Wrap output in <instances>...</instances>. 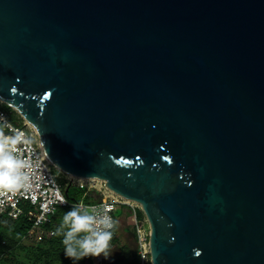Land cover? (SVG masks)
<instances>
[{"label": "water", "instance_id": "1", "mask_svg": "<svg viewBox=\"0 0 264 264\" xmlns=\"http://www.w3.org/2000/svg\"><path fill=\"white\" fill-rule=\"evenodd\" d=\"M0 103L151 264H264V0H0Z\"/></svg>", "mask_w": 264, "mask_h": 264}, {"label": "built area", "instance_id": "2", "mask_svg": "<svg viewBox=\"0 0 264 264\" xmlns=\"http://www.w3.org/2000/svg\"><path fill=\"white\" fill-rule=\"evenodd\" d=\"M9 112L0 109V129L3 135L14 137L17 143L16 155L23 159L28 167L25 169L31 177V188L27 191L21 189L16 192H0V218L9 217L19 219L24 214L25 206H29L37 212L32 229L25 237L29 240L42 242L48 236L54 235L46 230V225L58 207H68L72 203L65 196L62 186L59 184L50 160L45 155L35 130L26 121L20 124L14 123L9 118ZM70 185L80 189L97 191L101 195V201L89 206L95 208L98 214L107 213L114 221L118 210L122 207L130 209L131 221L136 232L137 250L140 264H151L150 228L145 216L140 217V205L127 200L111 190L103 181L93 179H79L66 176ZM5 243V242H4ZM97 264H104L103 256L95 258Z\"/></svg>", "mask_w": 264, "mask_h": 264}, {"label": "clouds", "instance_id": "3", "mask_svg": "<svg viewBox=\"0 0 264 264\" xmlns=\"http://www.w3.org/2000/svg\"><path fill=\"white\" fill-rule=\"evenodd\" d=\"M19 142L14 137L4 136L0 129V192L27 191L32 186L31 177L25 171L28 165L15 154L17 149L14 146ZM115 227L116 221L106 212L98 214L94 207L81 202L64 213L54 235L62 236L64 254L73 261L101 256L107 259L112 251Z\"/></svg>", "mask_w": 264, "mask_h": 264}, {"label": "trees", "instance_id": "4", "mask_svg": "<svg viewBox=\"0 0 264 264\" xmlns=\"http://www.w3.org/2000/svg\"><path fill=\"white\" fill-rule=\"evenodd\" d=\"M5 104L0 103V109L9 112ZM10 115H13L14 120L9 118L14 123H21V116L13 109L9 112ZM68 186H62V189L65 193V190L69 188L68 195L65 196L72 203H85V205H90L94 203L93 197L91 196L93 190L80 189L82 191L81 197L77 200L72 198L70 194L71 186L67 182ZM62 208H71L62 207ZM140 217H143L142 211H140ZM53 220L47 225V229L52 230L54 233L56 228L61 222H59L55 215ZM37 218V212L25 206L24 214L17 220H13L9 217L0 218V249L3 252L2 264H97L96 259L88 257L80 261H73L67 258L64 254V245L62 244V236L52 235L49 236L43 242L38 244L26 242L20 246V242L28 235L29 231L32 229L34 221ZM55 219V220H54ZM6 241L7 245L3 244V241ZM116 246L121 252L117 254V258H111L109 261L105 259L104 264H140L139 255L136 247L127 246L119 247L118 242H111L112 250ZM109 258V257H108Z\"/></svg>", "mask_w": 264, "mask_h": 264}, {"label": "crops", "instance_id": "5", "mask_svg": "<svg viewBox=\"0 0 264 264\" xmlns=\"http://www.w3.org/2000/svg\"><path fill=\"white\" fill-rule=\"evenodd\" d=\"M91 196L93 197L94 203L90 204V205H86V206H91L99 201H101V195L95 191L92 192ZM85 204V203H84ZM53 216L51 218V220H53ZM55 220V219H54ZM49 224V223H48ZM47 224V225H48ZM47 225H46V230L47 231H52L47 229ZM115 237L112 239L111 242H118L119 247H121V249L123 247H127V246H133L136 247V232H135V228L134 225L131 221V213H130V209L127 207H122L118 210L117 216H116V227H115ZM49 237V236H48ZM47 237V239H48ZM45 241V240H44ZM5 242V243H4ZM26 242L29 243H34V244H38L39 242H36L35 240H29L24 238L21 242H20V246ZM43 242V241H42ZM4 245H7L6 241H3ZM114 250L118 251V254L121 252L119 249L116 248V246H114ZM2 260H3V252L0 249V264H2ZM89 264V263H86Z\"/></svg>", "mask_w": 264, "mask_h": 264}, {"label": "rangeland", "instance_id": "6", "mask_svg": "<svg viewBox=\"0 0 264 264\" xmlns=\"http://www.w3.org/2000/svg\"><path fill=\"white\" fill-rule=\"evenodd\" d=\"M5 106V108L10 112V110L12 109V108H10L9 106H7V105H4ZM10 118L12 119V120H14V118L15 117H13V115H10ZM22 121H24L23 119H22ZM54 172H55V175H56V177H57V180H58V182H59V184L60 185H62V186H65L66 185V187L68 186V184H67V180H66V174H64L63 172H61V171H59V170H57V169H54ZM70 194H71V196H72V198H76L77 200L81 197V195H82V191L81 190H78L77 189V187H75V186H71V189H70ZM71 208H62V207H58L57 208V210L55 211V213H54V215H55V218L59 221V222H61V220H62V217H63V215H64V213L65 212H67V211H69ZM53 215V216H54ZM115 237V230H113V238ZM118 254V251H115L114 249L111 251V254H110V256H109V258H107V260L109 261L111 258H117V255Z\"/></svg>", "mask_w": 264, "mask_h": 264}]
</instances>
